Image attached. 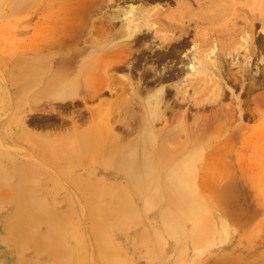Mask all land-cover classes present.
Masks as SVG:
<instances>
[{
    "label": "rangeland",
    "instance_id": "obj_1",
    "mask_svg": "<svg viewBox=\"0 0 264 264\" xmlns=\"http://www.w3.org/2000/svg\"><path fill=\"white\" fill-rule=\"evenodd\" d=\"M174 1H160L154 6L156 2L144 4L140 0H40L34 11L36 0H0V264H58L59 260L62 264H76L79 260L80 264H93L100 247L117 264H264V139L246 141L243 137L246 131L264 130V118L248 116L252 106L250 96L263 93L264 87L246 95L239 85L234 87L231 81L221 78L218 85L209 83L197 94L188 91L195 103L190 108L184 103L180 107L175 105L173 92H169L164 98L170 106L166 109L169 126L159 137L165 142L162 146L165 149L161 148L164 157L156 160L153 150H147L151 154L138 150V158L128 161L136 180L155 183L139 190L133 188L125 173L104 163L110 160H101L109 158L113 143L125 148L131 143L140 148L143 138L153 142L150 136L145 138L149 134L146 124L131 133L122 131V124L131 113V100L138 94L136 89H143L139 92L142 95L144 89L149 88L151 93L160 86L148 82L149 76L144 73L152 71V66L160 69L162 64L157 63L156 56L161 51L139 55L135 49L140 46L130 47L131 43L123 37L112 35L116 53L118 45H124L125 64L130 63L125 70L135 84L125 83L123 76L113 71L117 73L114 82L121 81L122 87L119 82L114 89L104 90L93 98L88 95L85 101L79 98L86 94L93 62L106 47L103 35L98 39L96 52L82 43V39L92 36L89 20L98 21L131 3L166 11L175 7L178 0ZM80 9L87 20L79 35L66 24ZM105 22L106 19L101 24ZM113 22L118 31L120 23L117 19ZM62 26L70 30V37L66 36V43L63 40L60 51L56 37ZM255 28L259 31L260 25ZM256 34L259 44L264 43V35ZM71 49L84 52L73 59L69 56ZM69 61L73 62L70 77L75 78L80 65L88 67L71 81L80 85L75 98L59 95L65 83L62 70ZM261 63L259 66L263 67ZM131 64L135 66L133 69ZM236 69L232 67L231 71ZM212 88H218L214 90L217 92ZM236 95L245 108L241 115ZM176 98L180 100L177 95ZM98 101H105L106 105L92 117L88 110L96 109ZM224 104H230L235 118L232 124L215 131L212 113L222 114ZM171 108L177 115H183L171 119ZM188 110L190 116H185ZM186 121L194 126L189 144L185 140ZM159 122L150 129L161 126ZM99 124L104 127L103 137L96 136L95 140L92 136L91 145L83 152L86 144L80 135ZM232 133L237 137L224 139ZM176 134L183 143L179 153L174 149ZM223 139L228 142L224 144ZM171 150L175 151L174 157L169 155L173 153ZM149 161H153V167ZM149 166L152 168L148 169ZM89 176L92 179L84 181ZM23 204L30 207L21 209L24 213L21 219L29 221L23 227L16 225V230H22L17 240L9 230L12 223L6 219L14 207ZM91 217L102 227L100 236L92 232L95 222Z\"/></svg>",
    "mask_w": 264,
    "mask_h": 264
},
{
    "label": "bare ground",
    "instance_id": "obj_2",
    "mask_svg": "<svg viewBox=\"0 0 264 264\" xmlns=\"http://www.w3.org/2000/svg\"><path fill=\"white\" fill-rule=\"evenodd\" d=\"M140 1L144 2V4H148L150 1L156 2L154 6H157V4L160 1L165 2V0H140ZM80 3L82 4V2ZM175 3L176 5L173 9H169L168 7L166 11L161 9L160 7H156V9H152L153 7L151 8L144 7V4L136 6V4L133 5L131 3L121 8L118 7L115 12L108 13V15H106L102 19L98 18V21L89 20L91 23L89 31L91 32L92 36H90L87 39H82V43L83 44L86 43L84 44V46H89L93 52H96V48L98 46L97 43H99L98 39L100 38V35L101 36L103 35L104 38H106V47H104L103 52L98 57L99 59L93 62L91 66L92 75L90 76L88 85L85 86L86 94L79 96V98L84 101L86 100L87 95L89 98H93L97 96L98 94L102 93V91L104 90H108V89L111 90L112 88L114 89L115 88L114 85L117 83L119 84V82H120V87H122L121 81H117V83L114 82V80L117 79V77L115 78L114 75L116 76L117 73H114L113 71H117L118 73H120L125 79V83L128 82L129 85L133 83L132 82L133 80L131 79L130 81L129 76L126 72L127 70L126 68L129 67L128 64L130 63L127 62L128 64L127 63H126L127 65L125 64L127 54L123 53L122 51L124 48V45H118L119 48H118V52L116 53L115 47L117 46L115 42H113L114 36L111 38L112 35L123 37V40H125V42H127L128 44L131 43L130 47L136 46V45L140 46L139 49H135V51L139 55L141 54L146 55L147 52H149V54H152V53L155 54L156 50L161 51L157 53V56H156L157 63L162 64L160 69H157V68L155 69L152 66L151 67L152 71L150 70L151 72L148 71L147 73H144L145 75L147 74V76H149L148 82H150L151 84H154L157 86L160 85V86L157 87V89L151 93H150V89L146 88L144 89L145 91L142 95H139V92H143V89H136L137 92L135 94L137 93L138 94L136 95V97H134V100H131L133 101L132 105L130 104L131 106H133L131 107L132 108L131 113L130 114L128 113L129 117L124 119V122L122 124V131H124L125 133H131L135 130H138L139 127H141L142 125L146 124L148 126L147 131L149 132V134L147 133L148 137L146 136L145 138L151 137L152 139H154L153 142L149 140H147L146 142L145 139L143 138L142 140L143 144L140 148L137 147V145H133L131 143L129 146H126V148L118 147L117 144L113 143L112 151L108 152L109 158H105L101 160V161L110 160L107 162L105 161L104 163H107L106 165H110L109 167L112 166L115 170H119L125 173L126 174L125 176H127L129 182H131V185H133V188L136 190L141 189L140 188L141 186L142 188L148 189L149 187H151L152 184H155L151 181H144V182L138 181L136 180L134 176L135 170L131 172V169L129 166L132 165V163H130L129 165V162L130 161L133 162V160L135 159V156L138 158V156L136 155L139 152L138 150H140V152L142 151L143 154L146 152L151 154L150 151L153 150L154 153H156V156L153 155L156 160L161 157H164L165 155L163 150H161L165 142L163 143L161 140H159V137L161 134H164L166 132L167 130L166 128L167 126H169L168 124L169 116L166 115L167 113L166 111H169V110H166V109L169 108L170 106L167 103H165L166 101H164L165 96L169 94V92L171 91L173 92L172 98L174 100L175 105L180 107L184 103L183 105L187 104L190 108V105L195 104V103H192V100H191L192 96L187 94L188 91H192V93L197 94V92H200L201 90L206 89V87L204 88V86L208 87L209 83L212 84L213 86L218 85L220 83L219 80H221V78H224L229 82L231 81L234 87L236 85H239L242 90V94L244 93L246 95H249L251 91H253L254 89L258 87H264V43L261 42L262 44L261 43L259 44V41L256 38V35H257L256 33L264 35V0H188V1L178 0V2H175ZM81 4L79 5L81 6ZM39 5H40V0H36L34 4V11L38 9ZM85 6L88 7L87 5ZM82 12L83 11L81 10V12H75L74 14H72L70 19L68 20V23L66 24L68 25V28L72 29V32L76 31V33L79 35L80 33L84 31V27H85L86 20H87L86 18L87 15L83 14ZM105 19H106L105 25L101 24L103 20ZM114 19H117V21L120 23V27L118 28V31L117 29H115V26H114L115 21L113 22ZM256 24L260 25V29L257 32L255 28ZM65 27L66 26H64V29H63V26H62L59 37H56V38H59V42H60V44H58V46L56 47L59 48L60 51H62L63 49L62 48L63 46L61 43L63 42V40H65V38L69 36V32H70V30L68 31L67 30L68 28L67 27L65 28ZM93 34H96V35L93 36ZM190 36H191V39L189 38ZM64 42L66 43V40ZM189 42H192L191 46L189 45ZM51 43H54V42H51ZM68 46H71V44H69ZM65 49H66V46H65ZM75 49H77V47ZM75 49H71L72 51L69 52V56H71L73 59L82 55V53L84 52L83 49H78V50H75ZM112 50H115V51L112 54L111 53L108 54ZM230 57H232V59L228 61ZM206 60H209V62H206ZM259 61L263 63V64L261 63L263 67L259 66L260 65ZM72 63L73 62L70 63L69 61V64L66 66V68L62 70L65 83L61 89L62 91L59 93L61 97L75 98L79 95L78 91L80 90V85L77 82L71 83V81L76 79V77L79 76L83 72V70L85 71V69L88 68L87 66L80 65L76 71L75 78L70 77L71 75H70L69 70L72 66ZM134 67H135L134 64L133 65L131 64L130 69H133ZM232 67H237V69L235 71H231ZM123 70H125L126 74L123 72ZM149 72L151 73V75H149ZM133 79H134V75H133ZM196 83H198L200 86L198 85L199 87H193ZM168 84L171 86L168 87ZM212 89L214 91L215 89H218V88H215V89L212 88ZM213 91H210L209 93L211 94ZM129 92H127V94ZM214 92L216 93L217 91H214ZM220 92H223V91H220ZM176 95L179 97L180 100L176 98ZM212 95L211 97H213ZM236 101H237V107H238V109L237 108L236 109L239 111V114L241 115L242 111H244L245 108L242 106V103L240 102L239 95H236ZM162 102L163 104H161ZM249 104H251L252 106L248 109V112H249L248 116L252 117L256 115V117L260 116V118L261 117L264 118V92L259 95H256V94L251 95ZM105 105H106L105 101H100V102L98 101V105L96 109H92V110L89 109L88 112L90 113V115H92V117L93 116L95 117V111L98 110L99 108L101 109V107H104ZM210 106H212V104ZM223 107H224L223 108L224 111L222 114L216 111L212 113V120L214 121V125L212 128L215 131H218L224 127H227L228 124H230L235 118L232 115V108L230 104H224ZM171 113H172L171 119H174L176 117L177 119H179L181 117L180 115H183V113H178L177 115V112L173 108H171ZM244 115L246 114L244 113ZM185 116H190L189 110L187 111ZM218 117H220L221 120H219ZM156 121H160L159 123L161 124V126L153 130L150 129L154 126ZM239 122H240V119H238L236 123L237 126L240 125ZM193 127L194 126L192 123L186 121L185 140L187 144L190 143L189 140L191 139L192 134H194L192 133ZM207 128H209V123L205 124V129ZM103 129L104 127L102 126V124H99L95 127H90L89 130H87L86 132H83V135L82 134L80 135V137L83 136L84 142L86 144V145L84 144L85 147H82L83 152L86 149H88L87 147L91 145L89 142L90 140H92L91 139L92 136H94L95 140L97 139L96 136H99L100 138V136L102 135L103 137ZM238 129L235 131L236 135L240 134L238 133L239 132ZM262 129H264V126L262 127ZM226 133H229V130H227ZM234 133L227 134L226 136L224 135L225 136L224 139H227L229 137V139H227L229 141L230 138L232 139L233 137L236 138L237 136H235ZM143 135H146V132ZM243 137L245 138L246 141L261 140V139H264V130L246 131ZM235 138H234V141H235ZM224 139H223V143L225 144L228 141L225 140L226 142H224ZM172 140L170 141V143L172 142ZM115 142L118 143L117 140ZM149 142L150 144H148ZM174 143H175V148H174L173 142H172L173 144L172 147L176 149L175 150L176 152L178 151L177 153H179L180 151L179 149H182L180 147H182V144H183L179 134H176L174 138ZM228 144L229 143H227V145ZM183 148L185 149L184 146ZM59 149L61 150V148ZM162 149H165V148L163 147ZM147 150H150V151H147ZM78 151H81V150L79 149ZM175 151H172L173 153L169 152V155L173 156ZM188 152L191 153L192 151H188ZM114 153H116V155L113 158V156L111 155H113ZM167 153H168V148H167ZM62 154L63 153H61V155ZM149 154H148V157H149ZM138 155H140V153ZM148 157H147V160H148ZM152 162L149 161L150 163L149 165H151ZM146 163H148V161ZM146 165L148 166V164ZM151 166H149L148 169L153 167ZM177 166L178 165L174 167L177 168ZM83 167H86V166L83 165ZM157 169H160V168H157ZM91 179H92V176H89L88 178H84V181L87 182V181H90ZM186 183L187 182H185V184ZM26 207H30L29 204H23L22 206L19 205L18 207H14L13 212H11L10 213L11 215L7 217L6 219V221H10L12 223L11 229L9 230L11 231L12 234H14V238H16L17 240H19L18 236L22 233L21 232L22 230H16V225H21L23 227L24 225L26 226L27 221H29V218L28 220H22L24 213H22L23 211L21 209H25ZM92 220H94L95 222L92 227V232L95 233L96 236H100V234H102V231H101L102 227L99 226V223L97 222L96 218H92ZM6 226H7V222H6ZM24 235H26V233H24ZM112 258L113 256H111L108 253V251H106L103 247H100V250L97 253V256L93 257V264H117V263H112L111 261ZM80 262L81 260L76 262V264H80ZM58 264H62L60 260Z\"/></svg>",
    "mask_w": 264,
    "mask_h": 264
}]
</instances>
